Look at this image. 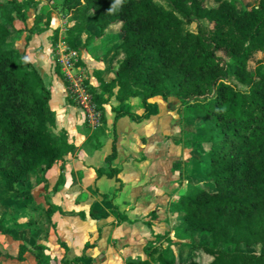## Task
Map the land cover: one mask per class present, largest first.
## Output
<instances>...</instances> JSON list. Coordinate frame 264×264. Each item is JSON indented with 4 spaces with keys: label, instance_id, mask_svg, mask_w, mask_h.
<instances>
[{
    "label": "trees",
    "instance_id": "obj_1",
    "mask_svg": "<svg viewBox=\"0 0 264 264\" xmlns=\"http://www.w3.org/2000/svg\"><path fill=\"white\" fill-rule=\"evenodd\" d=\"M33 1L0 4V188L7 194L19 193L26 176L44 174L75 150L64 131L55 132L51 92L40 73L24 50L8 45L11 31L19 30L15 21L24 25L26 43L30 35L47 30L39 26V16L26 28ZM60 6L73 20L66 42L74 51L85 48L78 41L88 27L96 37L113 38L108 48L113 47L117 64L97 58L107 74L93 70L97 85L83 82L100 114L98 128L112 97L117 102L114 120L127 116L139 122L150 110L149 100L160 97L175 99L184 119L195 124L194 151L203 179L193 186L186 181L185 190L170 204L176 212L175 233L181 239L205 236L189 247L209 256L207 264H264V252L251 251L264 244V59L253 72L247 70L248 60L264 55V0L241 10L233 0H60ZM189 24L196 25L195 31L184 28ZM92 37L90 33L87 40ZM52 70L66 91L57 61ZM132 98L140 101V115L130 111ZM115 153L113 138L106 164ZM117 173L111 167L96 170L98 177L116 180ZM184 176L180 172L179 178ZM53 210L49 205L47 219ZM155 210L149 212L152 218ZM109 212L117 224L126 221L116 207L111 205ZM89 215L97 218L93 208ZM144 250L145 258L125 264H200L195 258L170 256L160 238ZM26 251L20 245L17 259L23 260ZM32 254L36 264H49L44 246L33 245ZM61 263L91 264V258L64 255Z\"/></svg>",
    "mask_w": 264,
    "mask_h": 264
},
{
    "label": "crops",
    "instance_id": "obj_2",
    "mask_svg": "<svg viewBox=\"0 0 264 264\" xmlns=\"http://www.w3.org/2000/svg\"><path fill=\"white\" fill-rule=\"evenodd\" d=\"M32 22L27 16L26 28ZM43 36V33L30 35L25 49L28 59L30 54L37 55L38 47L47 48L49 52ZM35 39L38 42L33 47ZM46 61L45 70L49 72V79L45 85L51 92L49 105L55 113L56 129L66 133L67 140L74 145L75 150L63 163L54 164L44 174L37 172L34 177L26 176L28 181L34 179L32 184L26 186V201L36 193L38 203L43 205L45 212L49 205L54 210L46 218L48 227L43 234L26 227V244L20 241L22 234L18 236L12 231H0L17 248L15 253L8 254L0 244V264H36L32 254V246L35 244L45 247L49 264H62L64 255L72 258L82 254L91 258V264H125L129 259L138 258L131 250L142 243V237L148 232L143 224L144 218L167 198L168 190L179 177L175 168L180 164L175 160L179 153L175 149L177 138L175 134L168 136V132L172 131L168 118L173 115L168 108L174 106L176 112L177 102L173 98H152L149 100L151 107L147 116L135 122L127 116L114 120L112 108L117 102L112 97L108 105L113 115L106 117V105L105 122L100 128L91 130L85 124L80 110L66 101L62 84L54 82L49 58ZM99 65L95 70L106 75L103 63L99 62ZM33 66L42 77L38 64ZM94 82L91 83L97 85L95 79ZM129 106L132 113H142L136 98L130 99ZM132 106L135 107L134 111ZM122 122L128 131L119 128ZM113 138L115 157L106 164ZM108 167L118 170V180L96 175V170L107 171ZM0 189L5 199L14 195ZM111 205L126 217V221L116 223L109 212ZM91 208L97 218L90 217ZM86 244L92 245L84 249ZM20 245L27 249L23 253V260L17 259ZM140 250L144 253V246L140 245Z\"/></svg>",
    "mask_w": 264,
    "mask_h": 264
},
{
    "label": "rangeland",
    "instance_id": "obj_3",
    "mask_svg": "<svg viewBox=\"0 0 264 264\" xmlns=\"http://www.w3.org/2000/svg\"><path fill=\"white\" fill-rule=\"evenodd\" d=\"M8 0H0V4H6ZM24 1V0H21ZM235 1V6L237 10H241L243 7H248L253 5L256 0H233ZM33 5H30L31 9L28 10V18L33 20L35 16H39V26H47V30L43 32V39L46 45L49 46V52L47 48L38 47L36 51V56L29 55V61L33 65H37L42 70V77L44 83L48 84L49 72L46 71V63L49 58L50 67L53 69L55 62L59 63V59L63 63H59L60 72H67L70 78L76 81V78L85 81L86 79L92 82V71L95 70L99 65L97 58L104 57L105 61L113 62V65L117 64V57L113 54L112 48H108L109 41L113 38L109 37H96V33L92 31L91 28H86L84 32L81 33V37L78 41L80 46H85L84 49H81L79 52L74 51L66 42L67 30L71 28L73 20L71 15L64 11L60 6V0H34ZM13 26L20 27L18 31H11L10 36L8 37V45L13 49L18 51H25L26 49V31L24 30V25L20 21H15ZM187 30L195 31L196 25L189 24L184 27ZM93 33L94 37L87 40V36ZM54 34H56V42L52 45ZM38 42L36 39L33 42V47L37 45ZM31 50V49H30ZM70 51L74 52V55L70 57ZM31 52V51H30ZM29 52V53H30ZM26 54V52H25ZM217 55L221 58H224L223 53L218 52ZM96 59V60H95ZM264 59L262 53H256L250 60L247 62V70L253 72L256 64ZM226 60V59H225ZM95 61V62H94ZM103 66L105 67L104 62ZM111 64V63H110ZM264 71V69H263ZM64 75V74H63ZM55 76V75H54ZM59 80L55 77L54 82ZM53 83L51 84V87ZM67 88V87H66ZM67 90H64V96H68ZM57 96V95H56ZM114 101V100H113ZM136 101L139 103V99L136 98ZM77 109L80 110L85 124L88 125L89 129L93 130L90 127L88 122L85 119L83 111L80 107L75 104ZM133 107V106H132ZM174 106L168 108L172 110L173 115H169L168 121L172 126V131L168 132V136L175 134L176 143L175 149L179 151L178 155L175 157V160L180 164L176 165V171L178 174L183 173V176L186 174L189 177H182L177 179L175 185L170 188L167 192V198L156 207L154 218L149 216V214L144 218L143 224H145L148 232L142 237V243L137 245L136 248L132 247V253L136 254L138 258H145L144 253L140 250V245L145 247L148 242L154 241L157 238L161 239L163 247L168 250L170 256H173L175 259L186 260L188 258H195L200 264H207L210 261V257L203 254L198 249H191L189 247V242L195 244L201 243L206 240L205 236L195 235L192 238H184L175 233L173 230L174 225L177 222L176 212L174 205L170 207V204L176 201L179 194L183 192L186 188V181L189 182V186H193L200 182L203 179L201 176V167L198 163V153L194 151L195 140L197 133L195 130V124L192 122H187L184 119L182 111L175 112L173 109ZM133 107V111H134ZM106 117H110L112 114L110 106L107 105L105 108ZM120 129L123 131H128L124 122L120 123ZM56 134L59 133L58 128L56 129ZM177 151V152H178ZM106 182H109L108 179H105ZM34 182V179L30 181L26 180V177L21 181L20 191L17 194L11 195L9 199H5L4 195L0 193V228L1 230L8 232L12 231L15 234H22L23 238H20V241L26 244V227L30 230L37 231V233L43 234L47 229L48 225L45 217V208L42 204L38 203L37 194L31 197L26 201V186ZM1 190V189H0ZM4 238V240H3ZM167 239L170 240L171 244L167 242ZM0 244L4 246V249L8 254L15 253L17 251L16 246L11 242L10 239L0 234ZM252 252L260 253L264 252V244L256 245L251 249ZM69 257V256H68Z\"/></svg>",
    "mask_w": 264,
    "mask_h": 264
},
{
    "label": "built area",
    "instance_id": "obj_4",
    "mask_svg": "<svg viewBox=\"0 0 264 264\" xmlns=\"http://www.w3.org/2000/svg\"><path fill=\"white\" fill-rule=\"evenodd\" d=\"M69 55L71 57V55H74V52L70 51ZM59 63H63L62 60L59 59ZM63 74L67 81L66 90L69 94L68 97L83 111L85 119L90 127L93 128V130L97 129L101 125L100 114L96 111L94 104L90 100V96L83 86L84 81L80 80L79 77L74 81L67 72H63Z\"/></svg>",
    "mask_w": 264,
    "mask_h": 264
}]
</instances>
